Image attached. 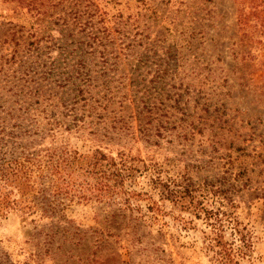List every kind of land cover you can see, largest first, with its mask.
I'll return each instance as SVG.
<instances>
[{
	"label": "rangeland",
	"instance_id": "rangeland-1",
	"mask_svg": "<svg viewBox=\"0 0 264 264\" xmlns=\"http://www.w3.org/2000/svg\"><path fill=\"white\" fill-rule=\"evenodd\" d=\"M0 153V264H264V0H0Z\"/></svg>",
	"mask_w": 264,
	"mask_h": 264
},
{
	"label": "trees",
	"instance_id": "trees-1",
	"mask_svg": "<svg viewBox=\"0 0 264 264\" xmlns=\"http://www.w3.org/2000/svg\"><path fill=\"white\" fill-rule=\"evenodd\" d=\"M49 158V167L54 177L61 180L66 187L77 180L80 183H88L86 179L92 178L98 181V175L105 176V172L101 170L103 162L107 160L105 154L96 151L94 159L90 162H83L77 153H69L62 148H54L47 150ZM28 158L25 154L16 153H0V215L4 211L11 209L23 203L26 187L30 179V168ZM101 173V174H100ZM84 178V179H83ZM83 179V180H82ZM9 186H14L18 199L11 197L12 192L8 190ZM69 192L67 191L66 194ZM212 242L215 247H219L217 251L221 256V260L229 264H236L238 259L234 249L223 240V226H219L218 234H214Z\"/></svg>",
	"mask_w": 264,
	"mask_h": 264
}]
</instances>
